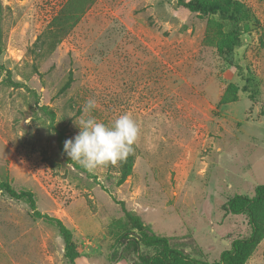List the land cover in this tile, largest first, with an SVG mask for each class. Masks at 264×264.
Returning <instances> with one entry per match:
<instances>
[{"label":"rangeland","instance_id":"1","mask_svg":"<svg viewBox=\"0 0 264 264\" xmlns=\"http://www.w3.org/2000/svg\"><path fill=\"white\" fill-rule=\"evenodd\" d=\"M66 1L0 0V264H132L112 259L121 201L192 257L219 260L251 232L225 204L264 184V0H242L249 17L228 59L217 43L231 24L180 0H95L54 52L35 57ZM230 84L238 98L220 104ZM88 99L99 121L128 113L138 123L122 184L118 164L89 173L63 152L60 132L65 141L80 131ZM6 184L72 230L74 262L58 223L34 217ZM246 264H264V239Z\"/></svg>","mask_w":264,"mask_h":264},{"label":"trees","instance_id":"2","mask_svg":"<svg viewBox=\"0 0 264 264\" xmlns=\"http://www.w3.org/2000/svg\"><path fill=\"white\" fill-rule=\"evenodd\" d=\"M95 0H67L51 19L46 28L36 39L31 53L35 57H46L54 52L58 44L65 39L76 25L81 21L84 14L92 7ZM180 2L192 12L201 15H219L224 21L231 24V30L222 34L217 43L219 54L224 58L229 56L241 45L244 24L248 20V9L242 0H180ZM74 81L72 72L62 87L69 89ZM238 86L230 84L224 92L220 104L236 101L238 98ZM253 99V95H250ZM264 113V104L262 106ZM65 135L60 132V142L63 145ZM127 158L118 163V184L126 181L133 172L135 164V151ZM78 168L85 170L80 165ZM8 193L17 199H27L30 203V213L36 218L54 219L59 226L65 242L66 257L74 262L79 255L74 242L73 233L60 219L53 218L41 213L31 191H18L6 184ZM124 220H117L115 226H120L119 234L115 240V250L112 259L121 256L132 259V264H246L258 245L264 239V184L255 187V195L236 194L225 204L227 212L234 214L245 213L249 218L251 232L248 236L236 238L231 247L222 252L219 260L208 262L192 257L189 253L176 245L173 237L156 234L135 213L125 208L123 202ZM125 226L127 227H124Z\"/></svg>","mask_w":264,"mask_h":264},{"label":"clouds","instance_id":"3","mask_svg":"<svg viewBox=\"0 0 264 264\" xmlns=\"http://www.w3.org/2000/svg\"><path fill=\"white\" fill-rule=\"evenodd\" d=\"M97 107L95 99L85 102L82 116L75 119L80 131L66 139L63 147L64 154L89 173L124 161L133 152L139 135L138 123L131 115L121 114L106 124L91 115Z\"/></svg>","mask_w":264,"mask_h":264}]
</instances>
